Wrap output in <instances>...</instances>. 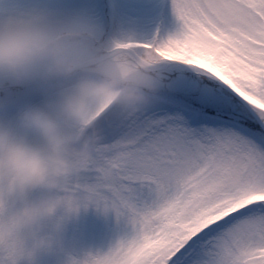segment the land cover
<instances>
[{
  "label": "snow or ice",
  "instance_id": "6c2138e0",
  "mask_svg": "<svg viewBox=\"0 0 264 264\" xmlns=\"http://www.w3.org/2000/svg\"><path fill=\"white\" fill-rule=\"evenodd\" d=\"M66 24L160 84L80 129L96 150L66 190L136 229L102 264H264V0H0V29Z\"/></svg>",
  "mask_w": 264,
  "mask_h": 264
},
{
  "label": "clouds",
  "instance_id": "9594fccd",
  "mask_svg": "<svg viewBox=\"0 0 264 264\" xmlns=\"http://www.w3.org/2000/svg\"><path fill=\"white\" fill-rule=\"evenodd\" d=\"M82 28L66 24L0 29V264H40L62 242L65 225L86 208L66 190L95 154V138L80 129L102 101L147 106L160 84L149 78L95 75L101 58L77 54ZM38 90L43 104L20 103ZM107 254L69 256L65 264H102Z\"/></svg>",
  "mask_w": 264,
  "mask_h": 264
},
{
  "label": "rangeland",
  "instance_id": "374dc122",
  "mask_svg": "<svg viewBox=\"0 0 264 264\" xmlns=\"http://www.w3.org/2000/svg\"><path fill=\"white\" fill-rule=\"evenodd\" d=\"M167 19L169 23L173 22L170 12L167 13ZM84 46L85 43L77 49V54L85 62L101 54H84L82 51ZM106 74H115L118 77H126L128 79L143 77L156 80L151 72L144 71L143 69L126 73L117 66L112 58L102 60L95 73L97 78L103 77ZM6 94V90L0 91V96H5ZM27 99H23L22 103L26 102ZM39 101L45 102V96L34 100L32 103L36 104ZM105 102L102 101L95 105L92 113ZM115 106L118 108H127L118 102H115ZM135 230V226L131 223L127 215L118 217L114 210L105 212L103 208H97L95 205H89L87 208L82 207L78 216L74 217L65 225L61 244L53 253L43 256L40 264H65L69 256L83 258L87 253L107 254L115 249L122 241L131 239L135 235Z\"/></svg>",
  "mask_w": 264,
  "mask_h": 264
},
{
  "label": "trees",
  "instance_id": "16d2710c",
  "mask_svg": "<svg viewBox=\"0 0 264 264\" xmlns=\"http://www.w3.org/2000/svg\"><path fill=\"white\" fill-rule=\"evenodd\" d=\"M1 92L4 91V90H0ZM27 89L25 90H20L16 93V98H18L19 96L23 95V94H26L27 93ZM19 94V95H18Z\"/></svg>",
  "mask_w": 264,
  "mask_h": 264
},
{
  "label": "bare ground",
  "instance_id": "6f19581e",
  "mask_svg": "<svg viewBox=\"0 0 264 264\" xmlns=\"http://www.w3.org/2000/svg\"><path fill=\"white\" fill-rule=\"evenodd\" d=\"M44 102H42V101H40V102H38V103H36V104H43Z\"/></svg>",
  "mask_w": 264,
  "mask_h": 264
},
{
  "label": "water",
  "instance_id": "95a60500",
  "mask_svg": "<svg viewBox=\"0 0 264 264\" xmlns=\"http://www.w3.org/2000/svg\"><path fill=\"white\" fill-rule=\"evenodd\" d=\"M104 56H102L101 58H103Z\"/></svg>",
  "mask_w": 264,
  "mask_h": 264
}]
</instances>
